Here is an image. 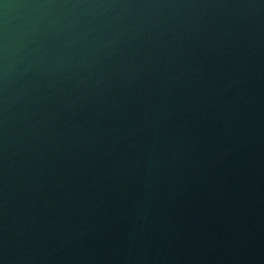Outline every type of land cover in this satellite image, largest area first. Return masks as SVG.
<instances>
[{"label": "water", "instance_id": "1", "mask_svg": "<svg viewBox=\"0 0 264 264\" xmlns=\"http://www.w3.org/2000/svg\"><path fill=\"white\" fill-rule=\"evenodd\" d=\"M0 264H264V0H0Z\"/></svg>", "mask_w": 264, "mask_h": 264}]
</instances>
